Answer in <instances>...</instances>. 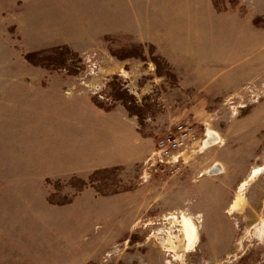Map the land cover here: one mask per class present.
Returning <instances> with one entry per match:
<instances>
[{"label":"rangeland","instance_id":"1","mask_svg":"<svg viewBox=\"0 0 264 264\" xmlns=\"http://www.w3.org/2000/svg\"><path fill=\"white\" fill-rule=\"evenodd\" d=\"M215 4L250 34L264 30V0ZM139 12L138 0H0V264H264V171L241 190L264 167V75L220 100L214 78L200 96L178 91L154 47L116 33ZM95 101L138 114V160L95 169L92 141L89 164L65 154L81 136L63 121L105 110ZM181 123L197 127L200 151L179 175L142 179L157 140ZM208 131L219 140L204 146ZM215 164L223 172L206 174ZM183 216L198 228L189 251Z\"/></svg>","mask_w":264,"mask_h":264},{"label":"crops","instance_id":"2","mask_svg":"<svg viewBox=\"0 0 264 264\" xmlns=\"http://www.w3.org/2000/svg\"><path fill=\"white\" fill-rule=\"evenodd\" d=\"M138 6L140 12L131 19L130 28H120L116 33L129 35L144 47H154L177 77L178 91L197 96L214 78L217 81L211 100H220L264 75V30L250 34L242 15L220 14L215 0H138ZM134 11L137 13V7ZM244 60L246 64H242ZM192 97L190 100L196 99ZM70 114L71 120L65 119L60 125H66L68 134L79 133L81 137L67 150V156L86 157L89 164L86 143L92 141L95 151L102 150L94 157L95 169L138 160L135 151L147 138L139 129L136 114L100 109ZM111 128L113 140L108 137ZM89 129H94L91 139L85 135Z\"/></svg>","mask_w":264,"mask_h":264},{"label":"built area","instance_id":"3","mask_svg":"<svg viewBox=\"0 0 264 264\" xmlns=\"http://www.w3.org/2000/svg\"><path fill=\"white\" fill-rule=\"evenodd\" d=\"M252 102L257 100L254 89L249 88ZM234 96L228 97V102H232ZM241 101L243 97L237 96ZM247 105L241 104L239 108H246ZM207 133L205 134V136ZM200 137L197 127L190 123L178 124L173 130L161 136L155 145L151 155L145 162V171L142 179L147 180L152 172H165L168 175H179L189 164L188 154L200 151Z\"/></svg>","mask_w":264,"mask_h":264},{"label":"bare ground","instance_id":"4","mask_svg":"<svg viewBox=\"0 0 264 264\" xmlns=\"http://www.w3.org/2000/svg\"><path fill=\"white\" fill-rule=\"evenodd\" d=\"M206 136L207 138L205 139V142L203 144L204 146H211L217 143L219 140V137L217 136L215 132L208 131ZM263 171H264V167L254 168L249 180L242 184L241 190L245 188L247 185H249L250 182L258 178L262 174ZM243 196H244L243 194L239 195L237 199L234 201L232 205V210L230 211L231 213H233L235 210H242L244 208V205L246 202L244 201ZM261 223L263 224V228H264L263 218H261ZM182 230H183V236H184L183 240H184L185 246L187 247V250L189 251L191 249H195L198 243V240H199L197 226L194 224V222L190 218L183 216L182 217ZM262 230L260 229L259 232H262Z\"/></svg>","mask_w":264,"mask_h":264},{"label":"water","instance_id":"5","mask_svg":"<svg viewBox=\"0 0 264 264\" xmlns=\"http://www.w3.org/2000/svg\"><path fill=\"white\" fill-rule=\"evenodd\" d=\"M223 172V167L220 164H215L211 169H209L206 174L216 175Z\"/></svg>","mask_w":264,"mask_h":264},{"label":"trees","instance_id":"6","mask_svg":"<svg viewBox=\"0 0 264 264\" xmlns=\"http://www.w3.org/2000/svg\"><path fill=\"white\" fill-rule=\"evenodd\" d=\"M49 51L54 55V54H58L59 51H62V49H59V48H58V49H51V50H49ZM67 51L70 52L69 49H67ZM42 53H48V51L40 52L38 55H42ZM38 55H37V56H38ZM31 56H32V55H31ZM160 59H161V58H160ZM95 103H96V105H97L98 107H101V108H104L105 110H108V109L106 108V106H104L103 104H100V103H98V102H96V101H95ZM137 115H138V114H137Z\"/></svg>","mask_w":264,"mask_h":264}]
</instances>
